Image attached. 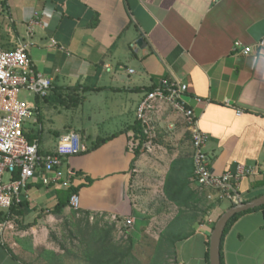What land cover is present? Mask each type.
I'll return each instance as SVG.
<instances>
[{
	"label": "crops",
	"instance_id": "obj_1",
	"mask_svg": "<svg viewBox=\"0 0 264 264\" xmlns=\"http://www.w3.org/2000/svg\"><path fill=\"white\" fill-rule=\"evenodd\" d=\"M2 1L0 46L12 50L18 39L27 41L34 69L52 80L47 100L34 97L35 123H27L33 127L27 131L40 134L39 149L51 153L57 146L45 144L42 133L44 122L66 109L54 104L59 101L57 91L71 100L75 91L80 99L76 109L89 95L104 94V121L120 119V129L98 137L107 142L92 151L85 136L66 126L64 133L47 134L59 140L75 132L81 139L85 151L63 162L76 173L70 189L79 188V210L83 215L89 212V222L96 216L103 218L101 223L120 218L113 234L134 241L136 232L124 231L122 225L128 217L137 221L133 194L144 155L134 161L137 141L133 131L126 130L137 121L136 110L147 92L163 81L187 86L183 98L208 136L205 150L212 171L251 168L252 174L236 183L242 202L264 195V52L256 50L253 65L252 57L234 50L236 42L255 47L264 39V0H7L5 5ZM30 20L38 24L29 36ZM146 117L149 127L151 123L170 129L177 122L182 125L183 116L155 100ZM189 151V156L169 160L166 174L175 160L193 159L192 138ZM192 188L206 193L203 201H210L209 209L192 234L176 243L175 264H207L211 227L224 212L221 205H231L194 181ZM67 190L44 186L37 178L28 183L22 192L27 204L20 209L22 215L6 220L0 236V264H34L38 248L48 250L43 243L51 224L74 211L68 205L60 214L53 213L59 195ZM220 252L221 264H264V211L239 217L223 237Z\"/></svg>",
	"mask_w": 264,
	"mask_h": 264
},
{
	"label": "built area",
	"instance_id": "obj_2",
	"mask_svg": "<svg viewBox=\"0 0 264 264\" xmlns=\"http://www.w3.org/2000/svg\"><path fill=\"white\" fill-rule=\"evenodd\" d=\"M29 23L30 36L32 26L38 23L35 20H30ZM28 47L29 43L20 39L12 50L0 46V212H7L12 206L19 205L22 202V192L35 178L44 186L58 185L60 188L70 189L76 173L66 168L63 160L85 151L79 135L75 132L62 135L54 151L48 155L40 154L37 142H28L25 135L28 132L27 123H35L37 107L28 104L21 98V94L45 97L52 88L51 78L34 69L28 56ZM234 50H240L243 56L252 57L254 65L258 59L256 50L264 52V39L255 47L243 46L236 42ZM186 91L187 86L184 84L163 81L160 87L146 94L136 110V119L141 123L144 135H149L150 127L146 112L152 108V102L161 100L169 104L183 116L191 132L197 185L215 192L220 200H227L231 204L242 202L236 183L245 175L252 174L253 169L238 165L235 172L216 174L212 171L210 157L205 150L208 136L200 130L194 111L183 98ZM145 147H149V144ZM16 173L19 174L18 179L13 178ZM69 207L79 210L78 194L70 196ZM112 221L117 222V219L113 217ZM134 224L133 218H125L122 228L128 231ZM6 226V221H0V236Z\"/></svg>",
	"mask_w": 264,
	"mask_h": 264
},
{
	"label": "rangeland",
	"instance_id": "obj_3",
	"mask_svg": "<svg viewBox=\"0 0 264 264\" xmlns=\"http://www.w3.org/2000/svg\"><path fill=\"white\" fill-rule=\"evenodd\" d=\"M21 98L25 99L28 104L34 102V97L31 94L23 93L21 94ZM104 98V94H92L88 96V100L83 104L82 108L63 109L60 111V114L55 112L51 120L45 121L43 124L42 133L46 136V142L44 143L51 148L55 147L58 140L54 137L47 138V134H49L50 130L64 133V126L68 129L71 128L79 135L85 136L87 146L93 145L98 140V137H105L120 129V119L115 118L112 121H104L107 111ZM180 118L182 125H179L177 122L175 125L172 124L173 126L170 129L169 127L165 129L166 125L162 127L160 125L156 127L155 125L154 127L150 123L149 135H145L147 139L140 151V156L144 155V169L141 173L139 172L138 179H135L137 181L136 187L133 184L136 188L133 195H135V199L137 200L136 206L138 211H136L137 221L132 230V233L136 232V237L131 248V255L140 264H147L149 262L155 244L162 235V232L166 230L179 213L177 207L165 200L162 188L169 160L173 157L182 158L190 154L191 132L188 129L186 120L183 117ZM28 128L33 127L27 124ZM146 144H149V147H145ZM154 163H157L158 166H156V170L151 171ZM132 190L133 188H131ZM209 203L210 201L206 198L205 201L200 202L199 206H197L198 209L194 212L195 214L197 213L198 220L197 224H194L193 227H197L202 222V212L207 211V215ZM227 209V203H223L221 210L226 211ZM70 212L64 215L60 221L51 224L48 229V236L43 244L48 246V250L63 255V261L66 264H75L77 262L75 256H79V258L81 256V240L87 231V225L82 219V214L73 215ZM114 223L116 224V222ZM91 224L89 222L90 226ZM117 226L120 225L117 224ZM79 228L82 231H79ZM187 231H189L188 228ZM118 236L114 234V241L117 244H125L126 240ZM43 249L39 247L36 253L33 254L32 261L34 264H47L45 256H40ZM169 264H174L172 259L169 260Z\"/></svg>",
	"mask_w": 264,
	"mask_h": 264
},
{
	"label": "trees",
	"instance_id": "obj_4",
	"mask_svg": "<svg viewBox=\"0 0 264 264\" xmlns=\"http://www.w3.org/2000/svg\"><path fill=\"white\" fill-rule=\"evenodd\" d=\"M6 1L7 0H3L2 5H5ZM86 90L90 91V89ZM95 91H98V89ZM151 91L152 90H149L147 93ZM57 92L60 94L59 101L55 102L54 104H57L66 109L76 108L78 106L80 99L75 91L73 100H71V98H64L61 94V91ZM43 99L47 100V97H43ZM128 131H133L134 138L137 141V146L134 149L135 161V159L140 156L141 148L143 147V144L145 143L147 137L143 133L141 123L138 121L130 125L129 128H127L126 132ZM25 135L29 143L37 142L39 144L40 134L37 130L30 129V131L25 133ZM106 142L107 139H98L89 151L97 149ZM40 154L48 155L50 153L40 150ZM13 178L18 179L19 174L16 173ZM193 181L194 183H196L194 176L193 159L188 157L185 159L175 160L165 176L163 184V194L173 206L179 209V213L177 217L174 218L168 225L166 230L162 232V235L155 244L153 254L151 255L150 260L147 264H169V260L171 259L175 264L174 258L176 256V243L186 239L194 231L195 227H193V225L197 224L198 220V215L197 213L195 214L194 211L198 209L197 206H199L200 202H202L207 195L203 191L200 192V190L198 189H193ZM78 190L79 188H71L67 191L61 192L58 197V203L55 206L53 213L60 214L62 210L69 205L70 196L72 194H77ZM26 205L27 204L22 201L19 205L12 206L9 209L8 214H3L0 216V221L5 222L6 220H11L13 216H21L22 212L20 209L26 207ZM234 205L235 204H231L230 207ZM257 210L264 211V206L237 214L233 218H231L224 230L222 240L227 233V230L239 217ZM198 211L202 212L201 210ZM206 212L204 211L201 213V218L204 219V217L206 216ZM78 213L82 214L80 210H74V212H71V214L73 215ZM89 216L90 215L86 213L82 218L86 222L87 231L82 236L80 248L81 256L80 258L79 256H75V260L77 261L75 264H140L131 255L133 241L130 236L125 241V244H117L114 241L113 234L114 230L116 229V224L114 222L101 223V221H103V218H98L99 216H96L90 226ZM117 219L118 221L121 220L120 218ZM213 226L214 224L212 225L211 230L213 229ZM187 228L189 229V231H187ZM80 229L81 228H79V231H82V229ZM208 245L209 241H207V246ZM41 255L45 256L47 264H66L63 261V255H59L54 251L43 249L40 256ZM208 258L209 255L207 250V264H209Z\"/></svg>",
	"mask_w": 264,
	"mask_h": 264
},
{
	"label": "water",
	"instance_id": "obj_5",
	"mask_svg": "<svg viewBox=\"0 0 264 264\" xmlns=\"http://www.w3.org/2000/svg\"><path fill=\"white\" fill-rule=\"evenodd\" d=\"M138 46L139 47L141 46L140 42H138ZM262 206H264V195L259 196L248 202H239L234 206L228 208L219 216V218L216 220L213 226V229L209 237V245H208L209 264H221V260H220L221 241L224 230L230 219L237 214L249 210H253L256 208H260Z\"/></svg>",
	"mask_w": 264,
	"mask_h": 264
}]
</instances>
